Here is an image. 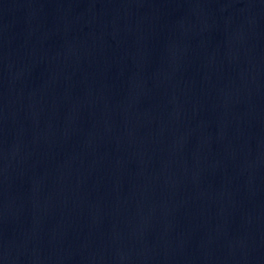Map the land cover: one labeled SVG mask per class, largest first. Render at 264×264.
I'll return each instance as SVG.
<instances>
[{
  "label": "water",
  "instance_id": "1",
  "mask_svg": "<svg viewBox=\"0 0 264 264\" xmlns=\"http://www.w3.org/2000/svg\"><path fill=\"white\" fill-rule=\"evenodd\" d=\"M264 207V0H0V230Z\"/></svg>",
  "mask_w": 264,
  "mask_h": 264
}]
</instances>
